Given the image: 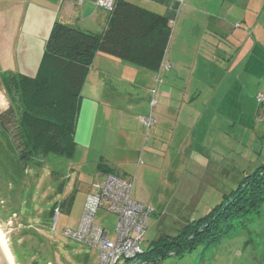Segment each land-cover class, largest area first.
Returning <instances> with one entry per match:
<instances>
[{
	"label": "rangeland",
	"instance_id": "rangeland-1",
	"mask_svg": "<svg viewBox=\"0 0 264 264\" xmlns=\"http://www.w3.org/2000/svg\"><path fill=\"white\" fill-rule=\"evenodd\" d=\"M82 1L0 0V113L9 107L1 76H35L52 24L78 27ZM125 1L163 16L175 2ZM177 2L164 68L155 76L161 82L155 84L150 73L141 91L143 102L155 100L154 108L171 112V123L154 144L150 128L132 125L138 152L125 160L129 171L115 173L134 181L132 200L153 209L142 243L146 252L162 235L175 236L186 221L202 217L264 163V103L256 98L264 96V0ZM91 31L101 33L97 24ZM110 81L106 88L112 90ZM117 130L109 122L99 134ZM122 140L118 134L117 144ZM100 142L87 154L36 157L20 175H8L11 182L0 175V231L15 264H97L95 248L63 233L78 228L85 199L103 181L96 170L100 147L106 143L110 153L113 142L108 137ZM54 208L59 209L56 222ZM94 222L114 241V214L98 210ZM160 262L264 264V208L215 244L162 256Z\"/></svg>",
	"mask_w": 264,
	"mask_h": 264
},
{
	"label": "trees",
	"instance_id": "trees-1",
	"mask_svg": "<svg viewBox=\"0 0 264 264\" xmlns=\"http://www.w3.org/2000/svg\"><path fill=\"white\" fill-rule=\"evenodd\" d=\"M153 1L165 3V0ZM177 6L178 3L171 4L168 15L163 16L131 2L116 0L101 33L54 22L36 75L1 76L9 99L8 109L0 113L2 180L6 181L2 166L8 167V175H20L36 157L48 154L72 157L77 147L75 129L80 90L96 53L157 72L167 51L170 21ZM259 95H256L257 103L262 104L264 96L259 100ZM98 168L104 174H115L103 162L98 163ZM72 201L73 196L66 201L68 210ZM263 208L264 163L242 177L234 190L223 195L220 203L202 217L186 221L175 236L159 237L154 247L144 250V258L151 264H162V256L172 253L182 256L198 247L215 244L236 227L252 222Z\"/></svg>",
	"mask_w": 264,
	"mask_h": 264
},
{
	"label": "crops",
	"instance_id": "crops-1",
	"mask_svg": "<svg viewBox=\"0 0 264 264\" xmlns=\"http://www.w3.org/2000/svg\"><path fill=\"white\" fill-rule=\"evenodd\" d=\"M174 1V3H178L177 0ZM181 1L183 2V0ZM186 1L184 0V2ZM79 3L81 7L78 9L79 17L77 23L79 26L77 28L82 31L92 32L91 28L97 24L101 32H103L108 21V11L96 7L91 0ZM163 64L164 59L159 68L160 72L164 68ZM171 65L172 67L174 66L172 63ZM150 73L153 75L154 83L158 84L156 82L158 77H155L157 72L154 73L144 68L136 67L101 52L96 53L80 90V107L75 129L77 147L74 155L75 153L79 155L89 153L95 144L102 145L100 141L108 137L113 142L110 143V153L107 152L106 146L108 145L106 143L100 147L99 153H101L103 163L112 172L117 173L121 168L128 170V167H124L126 165L125 160L130 156L135 158L136 152H138L134 145L136 143H133L132 140V125L142 126L146 129L150 128L152 130L151 139L153 144L158 142V138L161 139L163 137L158 134L161 130H163L161 133L164 134L166 125L171 123V112L168 113L167 109H163L162 106L154 108L155 105L152 102H143L141 98V91L143 92L148 87ZM109 81L112 84V90L106 88V84ZM141 118H151L153 122L150 126H146L141 122ZM109 122L115 124L118 130L109 132L106 136H101L99 134L101 127ZM118 134L123 138L121 145L116 142ZM138 140L140 142V136ZM147 143L148 141L144 145L146 148L148 147ZM96 170L98 174L104 177L105 174L98 168V165ZM125 179L129 178L125 177ZM86 201L87 198L84 205Z\"/></svg>",
	"mask_w": 264,
	"mask_h": 264
},
{
	"label": "built area",
	"instance_id": "built-area-1",
	"mask_svg": "<svg viewBox=\"0 0 264 264\" xmlns=\"http://www.w3.org/2000/svg\"><path fill=\"white\" fill-rule=\"evenodd\" d=\"M108 11L112 10L116 0H92ZM157 82H161L157 78ZM259 100H262L260 95ZM156 101H153L155 105ZM141 122L150 126L151 118H141ZM133 181L115 174H105L101 184L94 186L95 194H89L76 230H66L64 235L98 251L97 264H150L144 259L142 243L147 231V221L153 209L132 200ZM98 210H104L117 217L115 239H108V233L96 225L94 218ZM59 209L53 211L56 222ZM160 264V263H154Z\"/></svg>",
	"mask_w": 264,
	"mask_h": 264
},
{
	"label": "water",
	"instance_id": "water-1",
	"mask_svg": "<svg viewBox=\"0 0 264 264\" xmlns=\"http://www.w3.org/2000/svg\"><path fill=\"white\" fill-rule=\"evenodd\" d=\"M3 169V168H2ZM6 180L8 181V173L6 169H3ZM0 264H10L6 251L4 249L2 240L0 238Z\"/></svg>",
	"mask_w": 264,
	"mask_h": 264
},
{
	"label": "bare ground",
	"instance_id": "bare-ground-1",
	"mask_svg": "<svg viewBox=\"0 0 264 264\" xmlns=\"http://www.w3.org/2000/svg\"><path fill=\"white\" fill-rule=\"evenodd\" d=\"M0 238H1V240H2V243H3L4 249H5V251H6V254H7L8 259H9V261H10V264H15V261H14V258H13V256H12V253H11V251H10L8 245H7V242H6V240H5L4 236H3V234L1 233V231H0ZM144 256H145V253H144ZM144 259H145V258H144ZM145 261H147V260H145ZM147 262L150 263L149 261H147ZM150 264H151V263H150Z\"/></svg>",
	"mask_w": 264,
	"mask_h": 264
}]
</instances>
